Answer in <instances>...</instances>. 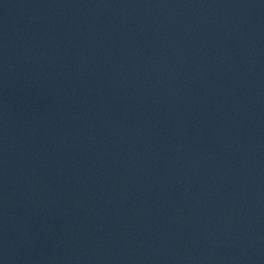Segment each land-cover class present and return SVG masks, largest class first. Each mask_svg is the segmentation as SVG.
<instances>
[{
	"label": "water",
	"instance_id": "water-1",
	"mask_svg": "<svg viewBox=\"0 0 264 264\" xmlns=\"http://www.w3.org/2000/svg\"><path fill=\"white\" fill-rule=\"evenodd\" d=\"M0 28L264 56V0H0Z\"/></svg>",
	"mask_w": 264,
	"mask_h": 264
}]
</instances>
